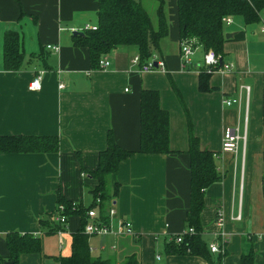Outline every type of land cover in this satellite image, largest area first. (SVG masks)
<instances>
[{"label":"crops","instance_id":"obj_1","mask_svg":"<svg viewBox=\"0 0 264 264\" xmlns=\"http://www.w3.org/2000/svg\"><path fill=\"white\" fill-rule=\"evenodd\" d=\"M134 1L156 28L159 3ZM162 2L168 34L150 61H162L164 71L141 73L132 62L138 56L134 46L113 50L101 57L107 67L92 68L87 49L74 45L73 32L96 27L97 0H0V137L52 136L58 141L55 153H0L3 264H13L5 242L10 233L39 240V249L20 253L16 264H61V258L70 256L81 218L71 215L61 224L57 200L90 207L97 184L89 174L96 170L109 135L135 155L108 177L109 201L91 207L95 220L109 227L107 234L87 235L93 259L116 264L130 256L140 264H242L244 259L264 264V36L259 32L264 18L252 25H244L241 17L229 18L223 25L229 38L222 44L220 67L205 68V52L196 48L191 65L183 69L176 0ZM8 32L17 41V70L5 67L3 60ZM203 70L206 75H200ZM39 72V89L31 91L29 84ZM142 91H156L167 113L169 154L138 153ZM223 100L238 103L225 106ZM225 129H236L242 137L235 153L222 151ZM190 136L200 150L212 153L219 177L203 191L199 240L204 257L179 255L181 243L174 242L187 229L191 206ZM50 216L52 227L62 228L57 233H46L39 224ZM123 222L130 225V235L117 232ZM211 244L218 253L209 251Z\"/></svg>","mask_w":264,"mask_h":264},{"label":"trees","instance_id":"obj_2","mask_svg":"<svg viewBox=\"0 0 264 264\" xmlns=\"http://www.w3.org/2000/svg\"><path fill=\"white\" fill-rule=\"evenodd\" d=\"M159 5L155 12L157 27L145 8L134 0H97V25L94 31L83 30L81 36L74 37V45L87 49L92 68H96L101 57L113 50L134 46L138 49L139 65L149 62L153 50L158 49L161 39L168 34V27L163 13L162 0H156ZM179 40L181 47L191 45L203 52L212 51L221 56L222 44L225 41L222 20L224 18L241 17L244 25L259 23L264 12V0H176ZM15 36L8 32L5 35L3 60L5 67L17 70L19 56L16 51ZM205 70V69H204ZM204 70L200 75H206ZM202 91L207 87L199 84ZM169 121L167 113L158 103L156 91H142L140 98V131L139 154L156 155L169 154L168 146ZM58 150L57 138L52 136H7L0 137V153H55ZM190 154V188L191 206L187 214V228L193 229V234L182 240L177 254L204 257V246L201 244L199 214L203 207V191L219 180L212 162V153L200 150L197 140L189 138ZM135 154L118 147L110 135L107 147L98 154V166L89 174L97 186L91 192L92 204L83 208L62 198H58L57 206L63 207L65 217L79 216V229L72 234L71 254L61 258V264H116L110 261L93 259L87 244V235L83 229L86 224V212L91 207L101 206L109 201L106 182L109 176L116 173L119 164ZM118 187L112 189L116 195ZM98 204V205H97ZM58 213V210H56ZM103 214V210L100 209ZM59 214V213H58ZM54 215V214H53ZM55 216V215H54ZM103 216V215H101ZM49 220H40L39 224L47 232L57 233L62 228L52 227ZM105 219L104 217L101 219ZM52 224V225H50ZM5 242L9 251V261L16 264L20 253L35 252L39 249V240L29 235L17 236L16 233L7 234ZM0 264L3 261L0 259ZM120 264H140L135 256L128 257ZM242 264H249L243 259Z\"/></svg>","mask_w":264,"mask_h":264},{"label":"built area","instance_id":"obj_3","mask_svg":"<svg viewBox=\"0 0 264 264\" xmlns=\"http://www.w3.org/2000/svg\"><path fill=\"white\" fill-rule=\"evenodd\" d=\"M223 23H230V19L229 18H224L222 20ZM96 29V27H88L85 26L84 30H91L94 31ZM259 32L264 36V21H262L259 25ZM48 49L57 51L58 48L57 47H50L48 46ZM196 48H192L191 45H183L181 47V51H180V62H181V67L187 68L189 65H191V56L193 55V51ZM220 58L219 55H216L214 52L212 51H207L204 53L203 56V65L205 68L209 69V70H213L215 68H218V66L220 67L219 64ZM133 64H137L139 65V57H135L133 59ZM155 65V66H154ZM98 66H100L101 68H105L108 66V62L105 59H102L98 62ZM224 70H228L229 66L224 65L223 66ZM159 71V72H163L164 71V63L162 61H156V62H146L143 65H139V71L141 73H148V72H152V71ZM42 75L43 72H39L34 80L29 84V90L31 91H37L39 89L40 86V80L42 79ZM63 86L60 85L59 88H62ZM243 91H245L246 93L249 92V89L247 87H243L242 88ZM238 100H223V104L225 106H230L232 104H237ZM242 137L239 136V134L237 133L236 129H225L223 132V138H222V151L223 152H229V153H235L237 150V143L238 141L241 139ZM58 210V220L61 224H64L66 221V217L62 214L63 212V207L62 206H58L57 207ZM110 215H112V211L109 212ZM239 219V216L237 217ZM86 219L90 220L88 222H86L83 232L85 235H104L107 234L109 231V227L107 224H103V223H99L97 222L95 213L90 210L88 212H86ZM219 222H221V219L219 220ZM221 224V223H220ZM118 233H124L126 235H130L131 234V230H130V225L128 223H120L118 226ZM193 229L191 228H187L185 231H183L181 234H179L177 237L174 238V242L179 244L182 243L183 237L185 235H190L193 234ZM209 251L211 253H218L219 250L217 248L216 245L211 244L209 246Z\"/></svg>","mask_w":264,"mask_h":264},{"label":"water","instance_id":"obj_4","mask_svg":"<svg viewBox=\"0 0 264 264\" xmlns=\"http://www.w3.org/2000/svg\"><path fill=\"white\" fill-rule=\"evenodd\" d=\"M82 35V33H80V32H73V36H81ZM225 38L227 39V38H229V35H225ZM220 62V61H219ZM155 66V65H154ZM4 264H10V263H4Z\"/></svg>","mask_w":264,"mask_h":264},{"label":"rangeland","instance_id":"obj_5","mask_svg":"<svg viewBox=\"0 0 264 264\" xmlns=\"http://www.w3.org/2000/svg\"><path fill=\"white\" fill-rule=\"evenodd\" d=\"M261 17H263V18H264V12L262 13ZM90 24H91V23H90ZM90 27H92V26H90Z\"/></svg>","mask_w":264,"mask_h":264}]
</instances>
